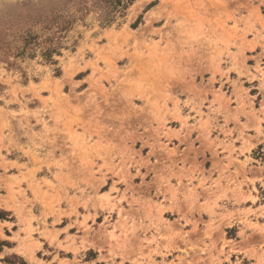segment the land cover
Returning <instances> with one entry per match:
<instances>
[{
	"label": "rangeland",
	"instance_id": "obj_1",
	"mask_svg": "<svg viewBox=\"0 0 264 264\" xmlns=\"http://www.w3.org/2000/svg\"><path fill=\"white\" fill-rule=\"evenodd\" d=\"M262 37L259 0H0V264H264Z\"/></svg>",
	"mask_w": 264,
	"mask_h": 264
},
{
	"label": "crops",
	"instance_id": "obj_2",
	"mask_svg": "<svg viewBox=\"0 0 264 264\" xmlns=\"http://www.w3.org/2000/svg\"><path fill=\"white\" fill-rule=\"evenodd\" d=\"M49 220L50 219H48V222H49ZM43 219H40V220H35L34 222H33V226H37V225H39L40 226V229L41 228H43L44 227V225H43ZM5 223H9V222H7V221H5ZM12 225H17V229L16 230H14L13 231V236L16 234V233H19L20 234V236L21 237H23L24 235H25V232H24V230H23V224L21 225L20 223H19V221H17L16 223H11ZM61 225H63V224H61ZM61 225H60V227H57V226H55V229H57V230H59L60 231V237H62V236H64L65 235V233H66V231H65V226L63 227H61ZM49 229H50V227H49ZM12 236V237H13ZM36 239H38L39 240V242H40V245H38L37 246V248L35 249V251H34V254H33V256L35 257V258H38V251H40L41 249H43L44 248V246H45V244H46V241L49 243V241L47 240V239H44V237H42L41 235H35L34 236ZM60 237H59V239H60ZM15 241V243H16V245H14V247L12 248V250H16L17 251V249L18 248H20V244H19V241L18 240H14ZM92 248H94L95 250H96V247H88V249H87V251H90V249H92ZM25 257H26V259L28 260V261H30V262H32V263H34V264H37V261L36 260H34V258H32L30 255H26L25 254ZM39 259V258H38ZM88 264H91L90 262H87ZM3 264V263H2Z\"/></svg>",
	"mask_w": 264,
	"mask_h": 264
},
{
	"label": "trees",
	"instance_id": "obj_3",
	"mask_svg": "<svg viewBox=\"0 0 264 264\" xmlns=\"http://www.w3.org/2000/svg\"><path fill=\"white\" fill-rule=\"evenodd\" d=\"M133 1L134 0H106L107 3L110 2V4L120 5L123 7H125L126 4L131 3ZM112 12H114V10L111 11V13ZM49 23L51 24V26H49L48 28H51L54 25V26H57L60 30H63L69 26V24H66V22L63 18H60L59 22H56V18H52V20ZM261 148L264 149V145ZM262 154H264V152H262Z\"/></svg>",
	"mask_w": 264,
	"mask_h": 264
},
{
	"label": "clouds",
	"instance_id": "obj_4",
	"mask_svg": "<svg viewBox=\"0 0 264 264\" xmlns=\"http://www.w3.org/2000/svg\"><path fill=\"white\" fill-rule=\"evenodd\" d=\"M260 4L264 5V0H259ZM264 39V37H262Z\"/></svg>",
	"mask_w": 264,
	"mask_h": 264
},
{
	"label": "bare ground",
	"instance_id": "obj_5",
	"mask_svg": "<svg viewBox=\"0 0 264 264\" xmlns=\"http://www.w3.org/2000/svg\"><path fill=\"white\" fill-rule=\"evenodd\" d=\"M154 14V13H153Z\"/></svg>",
	"mask_w": 264,
	"mask_h": 264
}]
</instances>
